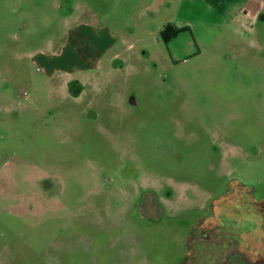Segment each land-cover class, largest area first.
Instances as JSON below:
<instances>
[{"label": "rangeland", "instance_id": "374dc122", "mask_svg": "<svg viewBox=\"0 0 264 264\" xmlns=\"http://www.w3.org/2000/svg\"><path fill=\"white\" fill-rule=\"evenodd\" d=\"M244 1L0 0V264H264Z\"/></svg>", "mask_w": 264, "mask_h": 264}, {"label": "flooded vegetation", "instance_id": "af4514ba", "mask_svg": "<svg viewBox=\"0 0 264 264\" xmlns=\"http://www.w3.org/2000/svg\"><path fill=\"white\" fill-rule=\"evenodd\" d=\"M67 86H68V92L71 94H79L81 93V91H83V84L76 78H70L68 80ZM144 193H145L144 194L145 198H148L147 194H149V192L145 191ZM152 200L160 204V202L156 198L152 197Z\"/></svg>", "mask_w": 264, "mask_h": 264}, {"label": "crops", "instance_id": "0c3cea01", "mask_svg": "<svg viewBox=\"0 0 264 264\" xmlns=\"http://www.w3.org/2000/svg\"><path fill=\"white\" fill-rule=\"evenodd\" d=\"M249 0H245L243 3H239V2H234V4H232L231 8H245L247 6V3H248ZM78 96H81L82 95V91L81 93L77 94Z\"/></svg>", "mask_w": 264, "mask_h": 264}, {"label": "trees", "instance_id": "16d2710c", "mask_svg": "<svg viewBox=\"0 0 264 264\" xmlns=\"http://www.w3.org/2000/svg\"><path fill=\"white\" fill-rule=\"evenodd\" d=\"M169 29H174V30H173V35H175V34L178 33L179 31H181L180 29H177V28H174V27H170V26L167 27V30H166V31H168Z\"/></svg>", "mask_w": 264, "mask_h": 264}]
</instances>
